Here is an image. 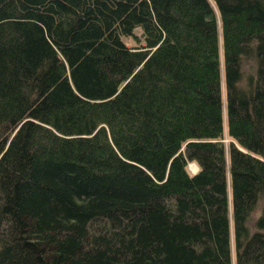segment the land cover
I'll return each instance as SVG.
<instances>
[{"label":"trees","instance_id":"1","mask_svg":"<svg viewBox=\"0 0 264 264\" xmlns=\"http://www.w3.org/2000/svg\"><path fill=\"white\" fill-rule=\"evenodd\" d=\"M0 264H264V0H0Z\"/></svg>","mask_w":264,"mask_h":264},{"label":"rangeland","instance_id":"2","mask_svg":"<svg viewBox=\"0 0 264 264\" xmlns=\"http://www.w3.org/2000/svg\"><path fill=\"white\" fill-rule=\"evenodd\" d=\"M136 34L138 35L139 34V32H136ZM128 42V41H127ZM129 43V42H128ZM195 165V164H194ZM193 164H191V166L189 165L188 166V170L191 172V173H193V174H195L197 171H198V168H197V166L195 165V168H192V166H194ZM193 169V170H192ZM257 212L258 211H255L254 212V215H256L257 214Z\"/></svg>","mask_w":264,"mask_h":264},{"label":"bare ground","instance_id":"3","mask_svg":"<svg viewBox=\"0 0 264 264\" xmlns=\"http://www.w3.org/2000/svg\"><path fill=\"white\" fill-rule=\"evenodd\" d=\"M193 164V163H192ZM194 165V164H193ZM190 166H191V164H190ZM192 168H195V165L194 166H192ZM193 170V169H192Z\"/></svg>","mask_w":264,"mask_h":264}]
</instances>
